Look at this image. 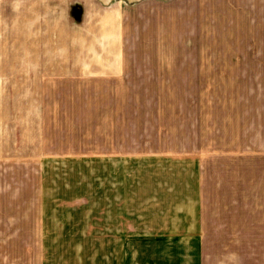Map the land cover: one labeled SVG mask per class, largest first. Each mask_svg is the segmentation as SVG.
I'll return each instance as SVG.
<instances>
[{
  "label": "crops",
  "instance_id": "1",
  "mask_svg": "<svg viewBox=\"0 0 264 264\" xmlns=\"http://www.w3.org/2000/svg\"><path fill=\"white\" fill-rule=\"evenodd\" d=\"M74 1L0 0V264H96L88 252L94 241L92 215L77 210L62 215L50 204L60 199L54 171L81 159H108L98 166L120 169V186L131 185L127 202L135 210L120 206V232L127 226L139 233L140 226H148L141 219L148 218L166 228L155 232L167 233L171 243L197 242L201 162L208 157L214 178L213 264H264V0H83L77 2L78 15L71 13L73 4L66 21L59 15L47 22L46 4ZM145 32L164 49L130 48L142 44ZM46 56L52 61L46 63ZM142 57L163 59V68L149 65L145 68L153 71L146 74L136 60ZM140 83L181 92L244 90L245 96L235 109L232 99L224 109L219 101L208 145L200 129L199 98H179L171 116L166 110L165 126L157 129L155 123L152 138L139 145L133 142L147 121L139 114L109 119L112 130L93 124L120 104V91ZM53 85L76 89L75 97L63 100L62 114L69 113L68 106L81 108L77 99L83 100L87 113L75 123L86 138L100 135V143L89 139L79 151L55 148L61 145L55 134L58 109L46 98ZM140 102L133 98L123 107L132 112ZM46 105L53 107L52 124L46 123ZM101 107L110 113L95 121ZM124 120L129 123L120 127ZM84 121L88 126L81 125ZM110 137L115 144H109ZM126 138L130 142L122 141ZM50 170L54 197L48 189L46 198ZM141 170L152 171L150 189L142 196L135 183ZM70 184L79 186L76 180ZM80 225L89 229L78 230ZM175 225L189 230L171 229ZM62 236L57 248L69 251L67 261L56 260L52 251ZM116 242L112 249H120Z\"/></svg>",
  "mask_w": 264,
  "mask_h": 264
},
{
  "label": "rangeland",
  "instance_id": "2",
  "mask_svg": "<svg viewBox=\"0 0 264 264\" xmlns=\"http://www.w3.org/2000/svg\"><path fill=\"white\" fill-rule=\"evenodd\" d=\"M81 1L83 0H76L71 3L67 2L64 3L62 7L56 3L46 4L45 15L47 22L53 21V19L59 15H61L65 21L71 13L72 15H78L80 13V5L78 3ZM73 4L77 6L70 9L71 13L68 16L67 13H69L70 10L66 11V9ZM143 36L144 39L141 41L142 44L131 43L130 48H137L146 51L164 49L163 42L159 43L157 47L151 43L152 38H149V33L145 32ZM48 38L52 39L51 35H49ZM48 50L52 51V49ZM147 53L148 52H146V54ZM136 60L139 65L142 66L143 71H146V74L153 71L152 69L148 70L145 68L149 65H158L160 68H163V59L158 63L155 62V59L148 57H142ZM48 61H52V59L46 56V63ZM162 78L163 77L161 76V79ZM142 83L134 88L129 84V87L132 88L128 87L127 89L120 91L118 95L120 96V104L114 107L113 112L110 113V108H107V111H104V107L99 108V111L94 114L95 121L99 119L98 114L103 115L110 113V115L102 118L103 122H94L93 124L103 126L102 129L105 128L112 130V125L108 123L109 119L115 120L122 114L128 119L130 115L139 114L137 116L138 118L147 120L142 123V127L145 130L144 133L140 134L139 137H136L133 142L134 145H139L148 142V137H150L149 133H152L155 129V123L158 126L156 127L157 129L165 126L163 121L166 115V110H170L169 115L171 116V114L174 113V110L172 111V109H175L176 105H179V98H199L203 99L202 103L204 111V115L200 114V129L205 131L206 144H212V142H207V140H210L211 138L212 120L214 114L216 115L217 113L219 101L222 105V109H224L226 108L224 104H229L230 98L233 103V106L231 107L235 109L237 99L244 98L245 96L244 90H188L181 92V90L178 89H167L163 84L155 87V84ZM75 90L76 89L71 85H66L63 89H56L53 85V87L46 91V98L53 99V103H56V108L58 109V114L55 118V123L58 126H56L55 134L57 143L61 145L55 148H59L63 151L74 149L76 146L79 151L85 143H88L89 139H91L93 143H100L101 141L100 135L86 138L85 130L80 127L79 124L75 123V120H82L87 113L85 111L86 106L83 105V103H85L83 100L77 99L81 108H76L74 105L72 107L68 106L67 111L69 113L66 115L62 114L65 113L63 112L65 111L64 106H61L63 100L75 97ZM133 98L137 100L140 99V105H133L132 112H128L124 109L125 107H123V101L124 103H127ZM165 99L168 101L167 105ZM52 108L53 107L46 105V123L48 124H52L50 121H53L55 117L53 116L51 119L48 113ZM122 108L123 110H121ZM234 118L236 119V117ZM127 123H129V120L122 121L120 127ZM81 125L88 126L85 121ZM128 138L122 139V141L130 142V139ZM115 142L116 138H109V144H115ZM210 147H212V145H210ZM163 154L164 152L160 153V155ZM210 158L211 157H208L207 160H204V162L202 160L201 162L203 170L201 171L200 180L204 194L202 195V200L199 202L198 225L201 228V231L197 235V242L188 243L176 241L171 243V240H168L170 236L167 233L155 232L166 230V228L163 226H153L154 224L150 223L148 218L141 219L148 226H140L139 233L131 232V230H137V228L127 226L122 227L120 232V206H124L129 210H135V207L132 203L129 204L127 202L132 197L128 195L131 185L122 183L120 186V169L111 170L98 166V164H103L108 161V159H81V161L72 162L70 169L68 163H61L60 169L54 171V174L56 175L55 184L61 185L60 191H57L58 196H56V198L60 199H55L50 203L51 209L59 211L62 215L68 210H77L80 214L86 213L87 217L92 215V217L89 218L88 225L93 227L91 237L94 241L90 242L93 244V248L88 252H90L91 257L96 260V264H213L214 237L212 212L214 213L215 203L213 200L214 178L212 175V160ZM204 163L209 164V168H205L206 165H204ZM124 169L126 170L125 172L127 176L131 177L132 170L130 166H125ZM145 172L146 170L138 171L139 176H137L136 173V188L140 190L141 196L143 193L147 194L148 189H150L147 186V181L151 179L152 174L150 172L152 171H149L146 175ZM47 176L50 187L48 186V188H46L45 197L47 198L50 193L48 192V189L51 190V195L54 197L52 192V187L54 185L52 170L48 172ZM220 179H223L222 172ZM70 180H76L79 186H73V188H70ZM124 188L125 190L123 191ZM57 189L58 186L56 187V190ZM143 206L148 208L147 203ZM222 212L223 208L222 206L220 207L219 204V213ZM222 218L223 215L220 219ZM61 220L63 222V219ZM117 221L119 224V232H117ZM98 226H101V230L105 231L101 234L98 233ZM107 226L108 231H106ZM113 227L114 232L110 230ZM77 228L81 231L89 229V227L85 225L77 226ZM180 228L183 229L184 232L189 230V228L184 226L175 225L171 227V229ZM61 229L62 227L60 230ZM165 234L167 236H165ZM77 235L84 236L82 232H78ZM116 241H119L120 245H118L120 249H112V246L115 247L117 245ZM60 242H63V236L58 238V241H53L52 251L55 253L56 260L67 261V254L69 251L63 250V247L57 248ZM65 264H67V262Z\"/></svg>",
  "mask_w": 264,
  "mask_h": 264
}]
</instances>
